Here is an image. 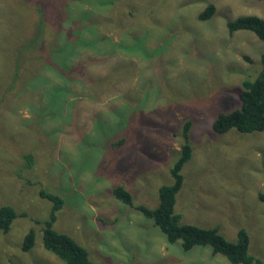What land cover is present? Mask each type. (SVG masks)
I'll list each match as a JSON object with an SVG mask.
<instances>
[{
  "label": "rangeland",
  "instance_id": "rangeland-1",
  "mask_svg": "<svg viewBox=\"0 0 264 264\" xmlns=\"http://www.w3.org/2000/svg\"><path fill=\"white\" fill-rule=\"evenodd\" d=\"M206 1L0 0V205L18 213L8 233L0 230V264H65L43 244L52 201L42 190L64 197L54 228L95 264H234L209 246L184 251L168 242L137 208H156L159 187L173 183L188 120L193 154L175 212L233 241L245 229L249 252L264 261V130L213 129L219 114L241 106L242 82L262 66L261 40L228 33L226 20L264 16V1L210 0L217 10L201 19ZM39 2L50 16L47 41L52 49L55 38L68 43L59 57L68 55L79 74L36 63L49 81L34 76L42 83L20 98L19 38L40 18ZM62 85L68 91L56 98ZM117 185L132 205L114 196ZM30 229L35 243L24 251Z\"/></svg>",
  "mask_w": 264,
  "mask_h": 264
},
{
  "label": "trees",
  "instance_id": "trees-1",
  "mask_svg": "<svg viewBox=\"0 0 264 264\" xmlns=\"http://www.w3.org/2000/svg\"><path fill=\"white\" fill-rule=\"evenodd\" d=\"M35 8L41 14L40 18L35 23L33 21L32 26L26 22L24 24L23 37L19 38L18 69L15 73L18 76L19 72L20 98L26 96L24 95L26 88L39 86L42 82L49 81L47 76L37 71L38 68L36 69V66L33 67L36 63H42L44 66L54 69L60 75H68V72L71 74L78 72L79 74V69L72 70V59L67 57L68 55L65 54L62 59L59 57L64 52L68 43L59 42L55 38L54 44L56 45L52 49V42L47 41L45 34L47 30L44 28V25H49L48 27H51V25L48 21L50 16L47 14L43 4L39 2ZM216 10V4L208 0L206 1V7L199 13V17L201 19L211 18ZM226 26L230 34L246 30L253 32L261 40L263 44L260 54L262 66L256 78L245 79L242 82V88L239 91L241 106L232 112L219 114L213 122V129L217 133H225L231 129H237L243 133L264 130V16L252 13L241 14L231 19L228 18ZM31 53L33 54L32 58L24 61L23 55H31ZM246 58L251 60L248 56ZM34 76H39V80L42 82L35 80ZM98 81H101V79ZM10 84L11 79L9 86ZM67 86L62 85L53 90L56 93V98L65 96L68 91ZM58 102L55 101V103ZM190 127L191 121L188 120L183 126L184 141L181 144L180 157L171 168L174 181L172 184H163L159 187L158 206L156 208H149L145 205H138L137 208L146 217L152 219L153 224L161 230L168 242L180 244L184 251H190L199 246H209L214 255L218 253L223 254L234 264H264L261 258L249 252L250 237L245 229H240L237 239L233 241L227 239L220 232L219 227H201L182 222V215L175 212L177 193L184 183L183 168L193 154V147L188 139ZM124 140L122 138L120 142ZM24 158L26 168H32L36 160L33 152H28L24 155ZM112 192L124 204H133L131 192L124 186H114ZM41 194L46 199L52 201L51 214L49 219L45 221V227L43 228V244L45 248L56 254L65 264H95L87 248L76 242L70 235L59 232L54 228L58 213L65 204L64 197L46 190H42ZM17 215L18 213L13 206L1 204L0 230L8 233ZM34 243L35 232L33 229H30L24 238L22 249L28 251L33 247Z\"/></svg>",
  "mask_w": 264,
  "mask_h": 264
}]
</instances>
